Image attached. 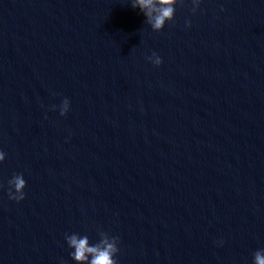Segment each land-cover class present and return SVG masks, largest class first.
Returning <instances> with one entry per match:
<instances>
[{
	"label": "water",
	"instance_id": "water-1",
	"mask_svg": "<svg viewBox=\"0 0 264 264\" xmlns=\"http://www.w3.org/2000/svg\"><path fill=\"white\" fill-rule=\"evenodd\" d=\"M0 149V264H75L66 232L118 236L119 264H252L264 0H177L159 32L128 0H0Z\"/></svg>",
	"mask_w": 264,
	"mask_h": 264
},
{
	"label": "clouds",
	"instance_id": "clouds-1",
	"mask_svg": "<svg viewBox=\"0 0 264 264\" xmlns=\"http://www.w3.org/2000/svg\"><path fill=\"white\" fill-rule=\"evenodd\" d=\"M128 2L133 9H139L153 31H162L166 24L175 18L177 0H128ZM221 10H223V6H221ZM185 25L190 27L191 20H185ZM146 59L155 66H160L163 63L162 57L155 51ZM70 107V100L64 97L59 105V115L66 116ZM45 119H47L46 114ZM6 158V152L0 149V164ZM2 187L3 184L0 183V188ZM26 187L27 181L24 174L14 172L7 180L8 199L17 203L23 201L26 197ZM64 240L69 249V257L75 264H119L117 256L120 252V238L116 235L102 232L99 234V239L92 242L87 233L66 232ZM218 244L222 245L223 240L218 241ZM60 264H66V261L61 258ZM252 264H264V248H259L252 253Z\"/></svg>",
	"mask_w": 264,
	"mask_h": 264
}]
</instances>
